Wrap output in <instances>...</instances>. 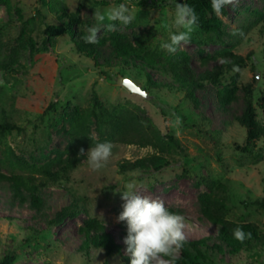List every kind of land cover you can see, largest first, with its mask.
<instances>
[{"label":"rangeland","instance_id":"374dc122","mask_svg":"<svg viewBox=\"0 0 264 264\" xmlns=\"http://www.w3.org/2000/svg\"><path fill=\"white\" fill-rule=\"evenodd\" d=\"M144 1L0 0V264H128L126 226L117 220L122 204L117 191L129 182L184 217L185 241L210 237L208 247L219 245L214 238L218 227L200 211L204 195L226 206L227 220L252 224L264 233V134L249 142L236 120L246 110V92H251L261 118L264 0H230L221 15L206 14L203 27H194L190 42L174 54L159 46L176 30L173 7L152 8ZM118 3L129 6L134 20L117 24L115 31L102 29L94 44L85 42L94 12ZM37 13L51 26L72 21L73 35L57 36L44 48L32 46ZM78 47L93 56L87 58ZM184 59L200 84L194 92L196 105L171 74L170 68ZM215 68L223 70L218 80H204V73ZM121 77L138 85L146 97L128 92L119 84ZM94 97L110 112L156 135L167 149L161 160L120 173L122 161L154 151L99 133L88 115ZM5 123L16 129H2ZM75 130L95 142L112 143L105 168L92 172L80 156L73 169L62 172ZM46 172L60 178L50 179ZM13 177L34 184L16 189ZM73 203L76 216L54 224L57 214ZM87 230L93 239L110 235L123 256L108 258L95 245L82 249ZM220 246L209 259L194 264H264V246L237 254ZM181 254L175 249L170 257L180 260Z\"/></svg>","mask_w":264,"mask_h":264},{"label":"trees","instance_id":"16d2710c","mask_svg":"<svg viewBox=\"0 0 264 264\" xmlns=\"http://www.w3.org/2000/svg\"><path fill=\"white\" fill-rule=\"evenodd\" d=\"M176 3H186L191 6L197 17L198 27L202 28V18L208 13L213 12L211 8L210 0H176ZM105 5L106 2H101ZM144 6L154 7H172L169 4V0H145ZM227 4L225 5V7ZM224 7V8H225ZM223 8V9H224ZM36 20L33 22V32L30 37V43L37 48L46 47L55 37L60 35H73V22L62 19V22L58 26H51L45 23L44 18L40 13L36 14ZM78 51L84 54L87 58L92 57V52H83V49L78 47ZM135 55V53H133ZM95 57H93L94 59ZM237 64L242 65L243 61L237 58ZM172 76L180 83V88L184 91L186 98L196 105L195 90L199 87L198 77L194 70H192L188 62L180 60L170 68ZM223 74L221 68H215L212 73L206 72L203 75L204 80L216 82L218 77ZM143 90V89H142ZM246 110L243 115L237 118V122L246 130L247 141L264 134V125H261L260 121L264 122V104L261 105V118L258 120L257 113L252 106L251 92H246ZM88 115L95 119L96 130L104 134V136L110 138L113 142H118L128 146H137L139 148H151L154 152L150 155L133 162L124 160L118 164L119 172L124 174L126 172L136 170L148 164H154L161 160V156L166 152V147L160 139L142 128L137 122L132 120H126L120 114H114L106 109L97 97H94L93 103L90 109H88ZM2 129L14 130L15 125L7 124L1 126ZM97 142L86 137L84 131L75 130L71 135L68 147L66 149L69 154V160L64 165L62 172L73 169L76 160L80 157V150L84 151L89 147H92ZM244 150L247 151L245 148ZM46 175L55 181L60 178L57 174H51L46 172ZM63 177V175H62ZM68 178V177H66ZM16 189H29L34 182L25 180L21 177H13L10 179ZM38 199L36 198L35 201ZM200 211L206 221L216 227H218L215 239L219 242V245H211L208 247L206 240L209 238L200 239L198 241H184L181 248L182 252L180 260H175L168 256H164L175 264H194L198 260L209 259V253H217L221 250L220 245H225L229 252L237 254L238 252L248 249L251 246H264V233L252 224H238L227 220L228 209L226 206L210 196H201L199 198ZM262 206H264L262 204ZM78 210L77 204L73 203L68 207L63 208L54 219V224H62L66 219L76 216ZM94 228L101 230L99 225L94 222ZM241 228L245 233V239L238 241L233 237V229ZM89 230V229H88ZM85 232V239L82 243V249L88 250V246L95 245L96 247L104 251L105 256L122 257L121 247L117 245L113 238L105 233H102L97 238L93 239L89 231ZM205 249V251L202 250Z\"/></svg>","mask_w":264,"mask_h":264},{"label":"clouds","instance_id":"9594fccd","mask_svg":"<svg viewBox=\"0 0 264 264\" xmlns=\"http://www.w3.org/2000/svg\"><path fill=\"white\" fill-rule=\"evenodd\" d=\"M230 0H210L212 11L221 15L222 10ZM174 9L172 26L175 31L170 32L167 40L160 43V48L168 54H174L183 43L190 42L191 33L198 25V17L194 9L186 3H176L169 0ZM95 21L85 29L83 39L94 44L97 42L98 33L102 29L115 31L117 24L129 25L134 20V15L126 3L109 6L103 11L93 14ZM234 71H239L234 68ZM111 142H97L85 152L80 150V155L86 157L88 168L98 172L106 167L109 158L113 155ZM120 193L122 201L121 211L117 217L118 222H124L126 236L123 240L128 264H169L164 256L170 255L173 250L182 247L185 236L184 217L177 212L165 207L159 199L141 194L135 182H129ZM246 233L239 227L233 229V237L238 241L245 239Z\"/></svg>","mask_w":264,"mask_h":264},{"label":"water","instance_id":"95a60500","mask_svg":"<svg viewBox=\"0 0 264 264\" xmlns=\"http://www.w3.org/2000/svg\"><path fill=\"white\" fill-rule=\"evenodd\" d=\"M119 84H121L130 93L140 95L141 97H146V92H144L138 85L127 78L121 77L119 79Z\"/></svg>","mask_w":264,"mask_h":264},{"label":"snow or ice","instance_id":"6c2138e0","mask_svg":"<svg viewBox=\"0 0 264 264\" xmlns=\"http://www.w3.org/2000/svg\"><path fill=\"white\" fill-rule=\"evenodd\" d=\"M137 91H139L138 89H136Z\"/></svg>","mask_w":264,"mask_h":264}]
</instances>
